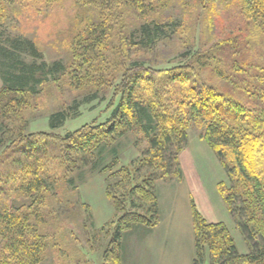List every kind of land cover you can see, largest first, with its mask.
Wrapping results in <instances>:
<instances>
[{
	"label": "trees",
	"instance_id": "trees-1",
	"mask_svg": "<svg viewBox=\"0 0 264 264\" xmlns=\"http://www.w3.org/2000/svg\"><path fill=\"white\" fill-rule=\"evenodd\" d=\"M217 1L207 0L218 9L209 25L217 27L219 38L225 37L212 45L213 54L195 51L188 63L171 67L121 64L122 74L109 85L113 96L106 106L110 110L107 120L64 137L27 131L22 116L28 107L27 96L40 94L50 78L54 82L66 78L75 89H84L88 83L99 87L109 62L117 67V49L108 42L112 27L89 24L83 38L77 39L70 65L27 63L23 53L42 59L33 41L18 38L10 40L9 47H0V189L6 183L13 196L28 201L27 205H14L8 191L6 198H0V264H40L47 259L50 243L56 264H65L67 252L56 241L58 230L49 224L52 185L60 180L74 187L89 165L105 173L107 166L101 168L105 152L112 148L118 157L115 141L131 132L138 144L146 143V150L116 172L112 178H119L117 183L107 184L106 196L115 213L102 227L112 229L106 233L109 242L102 264H122L124 235L138 225L153 228L158 224L157 179H181L179 155L193 125L204 127L201 138L227 172L232 188L220 184L218 189L251 252L240 254L228 228L223 223H209L193 202L192 264H205L207 250L212 258L209 264H264V0H231L224 6ZM101 5L113 11L129 8L130 20L138 30L125 39L136 47H152L185 28L178 19L162 15L157 0H119L106 6L103 1ZM113 16L107 13L104 21L111 22ZM125 39L120 40L118 57L128 45ZM206 71L208 77L203 74ZM97 99L95 93L84 102ZM80 105L74 101L68 109L52 114L48 127L62 128L79 115ZM14 153L20 157L14 158ZM94 155L97 161L90 164ZM74 173L78 177L67 178ZM257 239L261 244H253Z\"/></svg>",
	"mask_w": 264,
	"mask_h": 264
},
{
	"label": "rangeland",
	"instance_id": "rangeland-1",
	"mask_svg": "<svg viewBox=\"0 0 264 264\" xmlns=\"http://www.w3.org/2000/svg\"><path fill=\"white\" fill-rule=\"evenodd\" d=\"M103 1L106 6L119 0H41L40 2L36 0H0V47H9L10 40L18 38L33 41L42 54V59L23 53L22 57L27 63L46 62L52 64L60 61L65 65H70L77 39L83 38L84 33L90 27L89 24H93L95 27L111 26L108 42L117 49L116 59H114L117 61V70L114 68L115 65L109 62L111 65L107 66L108 69L104 75L106 79H102L103 83L99 87L88 83L84 89H75L69 85L66 78H60L57 82L50 78L49 82L42 87L40 94L27 96L28 107L22 116L26 121L29 133L46 132L64 137L84 126L103 123L110 115V110H107L106 107L111 96H113L110 83L112 84L111 81L116 80L122 74L121 64L124 63L126 67L133 62H143L155 67L185 64L190 61L195 51L213 54L212 45L225 37L223 35L222 38H219L217 27L211 28V24L209 25L214 12L217 13L218 9L214 10V7L212 8L207 0H157L160 3L161 14L174 20L178 19V22H183L185 24L184 31L169 39H162L152 47L143 48L141 45L136 47L132 45L131 41L125 39L131 31L136 35L137 33L134 32L138 30L136 22L130 20L132 15L129 8L117 7L115 11L107 10L101 5ZM230 3L231 0H227V2L218 0L216 2L221 6ZM109 12L114 14L113 20L106 22L104 20ZM122 38L127 41L128 45L124 48L122 55L118 57L122 48V44H120ZM135 42H137L136 38ZM1 55L0 52V59ZM108 59L111 61L113 57L108 55ZM197 69L199 70V67ZM203 74L206 77L209 76L208 71ZM1 87L2 80L0 77V90ZM95 93L98 96L97 100L89 103L84 102L85 97ZM102 97L105 98V101H102ZM74 101L81 103L79 115L67 121L62 128L51 130L48 127L49 117L58 111L68 109ZM202 128L193 125L189 130L190 137L203 140L201 134L204 133L205 129ZM48 141L55 142L53 139H48ZM113 146H115L118 157L112 153V148L105 152L104 160L101 163V168L107 166L105 173L93 170L89 165L80 179L76 178L78 176L75 173L67 176V178L75 176L74 187L60 180L52 185L51 190L54 197L51 198L50 203L52 219L49 224L59 232L56 241L67 252V256L63 260L65 264H102V255L109 242L106 233L109 230L112 231L111 227L105 230L102 227L114 216L101 225H95L90 206L82 195L94 194L96 196L98 191H105L108 183H117L119 178H112L116 172L121 167L130 165L140 158L146 150V143L138 144L135 135L131 132L117 138ZM208 152V155L205 158L201 156L200 160V174L205 189L210 199L214 200V204L218 205L223 217H225L226 224L224 222L223 224L228 228L238 252L242 255L249 254L251 252L250 244L242 235L235 215L230 212L218 189L220 184H223L227 189L232 188V184L215 152L210 147H208ZM18 157L20 155L14 153V158ZM89 159H91L90 164L97 161L95 155ZM114 161L117 164L111 166ZM13 167V164L9 166V168ZM143 174L144 172L141 175ZM174 180L180 181L173 176L167 181L157 179L155 192L157 183L173 182ZM139 181L141 180L138 179L137 182ZM2 188L0 189V198L4 197L6 191H8L7 196H13L6 183L2 185ZM117 192L118 194L121 193V191ZM219 193L223 201L219 198ZM12 200L14 205L28 204L26 199L15 195ZM0 206H2L1 200ZM141 210L146 211L144 208ZM140 228L145 229L144 227ZM255 243L261 244V240L257 239L253 242V244ZM53 255L54 249L50 243L47 258ZM211 259V254L207 250L205 264H209Z\"/></svg>",
	"mask_w": 264,
	"mask_h": 264
},
{
	"label": "crops",
	"instance_id": "crops-1",
	"mask_svg": "<svg viewBox=\"0 0 264 264\" xmlns=\"http://www.w3.org/2000/svg\"><path fill=\"white\" fill-rule=\"evenodd\" d=\"M208 147L204 140L192 139L189 135L188 144L179 157L182 178L178 182L156 184L158 224L153 228L138 225L124 235L123 264H192L195 253L193 202L209 223H225V217L210 199L200 174L201 156L205 158L208 155ZM82 196L90 206L95 225H101L114 216L106 190L98 191L96 196ZM219 198L223 201L220 193ZM40 264L56 262L52 256Z\"/></svg>",
	"mask_w": 264,
	"mask_h": 264
}]
</instances>
